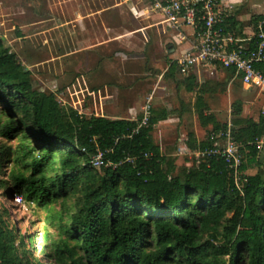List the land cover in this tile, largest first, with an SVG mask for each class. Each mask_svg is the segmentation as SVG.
<instances>
[{
	"label": "trees",
	"instance_id": "obj_1",
	"mask_svg": "<svg viewBox=\"0 0 264 264\" xmlns=\"http://www.w3.org/2000/svg\"><path fill=\"white\" fill-rule=\"evenodd\" d=\"M225 24L241 35L229 16ZM255 66L264 72V62ZM29 75L0 38V136L17 138L13 146H0V168L10 165L7 178H0L3 196L19 195L28 207L44 210L58 199L64 205L68 196L75 205L59 211L55 232L41 233L46 264H264V153L254 143L264 119L234 117L230 124L232 137L243 143L240 169L257 165L242 176L240 193L218 156L182 172L162 168L166 157L151 132L166 117L164 107L151 106L146 124L132 133L136 120L64 114L51 94L33 88ZM180 81L187 90L196 85L192 75ZM240 110L235 104L232 114ZM198 118L213 131L226 128L202 110ZM210 136L201 148L216 133ZM95 144L112 161L123 154L137 158L96 169L89 162ZM145 151L152 152L150 158ZM8 215L0 207V264H42L27 258Z\"/></svg>",
	"mask_w": 264,
	"mask_h": 264
},
{
	"label": "crops",
	"instance_id": "obj_2",
	"mask_svg": "<svg viewBox=\"0 0 264 264\" xmlns=\"http://www.w3.org/2000/svg\"><path fill=\"white\" fill-rule=\"evenodd\" d=\"M220 4L226 8L227 16L236 23L235 32L241 34L240 37L251 36L256 19L264 17V0H220ZM0 11L6 14L8 21L19 15L23 19L19 27L48 24L49 33L54 37L52 41L60 45L67 44V50L52 54L51 59L68 60L66 65H69V71L81 74L84 97L86 95L94 102V107L100 109L96 111V116L103 115V108L108 107L111 110H105L107 117L139 119L144 104L143 95H151L150 105L153 103L155 107L161 106L167 111L166 117L158 120L151 132L153 142L166 156L179 155L181 146L193 152L202 149L200 142L208 135L214 137L215 133L213 142L208 145L218 143L220 138L217 134L221 129L213 131L210 122L202 124L198 118L199 110L211 114L220 125L226 123V127H230L232 121L221 122L213 110L208 109L203 98L208 92H226L229 102L237 88L242 100L236 104L240 105L241 110L238 115L232 114L234 99L228 105L230 116L237 117L243 111L244 119H264L263 96L256 89L243 84L231 68L215 66L213 74H209L208 68L200 66L186 74L179 72L175 59L190 46L192 29L182 27L175 30L169 27L162 15L150 8L148 0H0ZM47 30L40 29V32ZM178 31L186 35L184 41L177 40ZM171 61H174L172 66L169 65ZM60 69L63 72L62 66ZM177 70L180 77L175 76ZM186 75L194 77L196 85L193 89L187 90L180 81ZM124 77L129 78L130 82L123 83ZM166 78L172 79L177 87L183 86L187 91H194L196 118L208 128L205 136H200L195 130L177 132L176 123L181 117L186 122V117H183L181 108L175 116L169 115L170 110L163 99L166 82H161V79L166 81ZM201 88L204 92H199ZM254 91L256 93L247 94ZM163 120L166 122V143L153 139L158 123ZM258 140L259 155L262 156L264 130ZM171 161L166 168L169 167L175 173V165ZM185 165L188 168L192 163L185 161Z\"/></svg>",
	"mask_w": 264,
	"mask_h": 264
},
{
	"label": "rangeland",
	"instance_id": "obj_3",
	"mask_svg": "<svg viewBox=\"0 0 264 264\" xmlns=\"http://www.w3.org/2000/svg\"><path fill=\"white\" fill-rule=\"evenodd\" d=\"M5 16L6 14H3V12L0 11V38L3 39L10 52L16 55V58L21 65L29 70V76L33 88L47 95L51 94L64 114L77 113L91 116L95 115L96 111H100L99 108L94 107L95 105L93 101H90L86 95L84 97L82 91V76L81 74H73L69 71V65H66V61L68 60L53 61V59H51L52 54L67 50V44L63 43V45H60L56 41H52L54 37L49 33V25L46 24L41 27L26 25L19 27V23L23 21L19 15H15L9 21ZM2 18L5 19L3 20ZM40 29L48 30L40 32ZM38 62L39 64H36ZM61 66L64 68L63 72L60 69ZM178 73L177 70L175 76L180 77ZM122 81L123 83H127L130 82V79L124 77ZM162 81L163 84L166 82V84H164V86L166 85V94L163 99L166 100V106H168L170 110L169 115L175 116L179 113V108H181L183 117H186V122L183 121L182 117L177 123L173 121L174 125L175 123L177 125V132L187 133L190 130L192 132L195 130L200 136H205L208 132V128L202 126L196 118L197 106L195 104L194 91H187L183 86H175L174 81L169 78H166V81L161 79V82ZM235 89L236 90L229 102L228 93L226 92H208L203 96L206 105H208V109L213 110L214 114L221 122H231L234 120V117L230 116V107L228 105L234 99L235 104L237 101L242 100L240 99L241 96L239 95L237 88ZM254 93H256V91L247 94ZM145 96L146 93L143 95L144 102L146 101ZM163 99H161V101ZM153 106L156 105H153L152 103V107ZM106 109L109 112L111 110L108 107ZM106 109L105 107L103 108L102 113L104 116L107 114L105 111ZM1 112L2 108L0 106V113ZM242 114H244L243 111L239 116L235 117V119L243 121L244 115ZM17 130L29 131L28 128H19ZM153 139H158L162 143H166V122L164 120L163 122L160 121L158 123L153 134ZM16 142V137L6 139L5 137L0 136V146L3 143L5 145L13 146ZM218 143L224 144V140L220 139L218 140ZM164 155L167 160L165 159L161 165L163 169L166 168L170 160H172L171 162L175 165L174 171L176 172H182L187 168L185 161H190L192 164L198 163L195 155L192 154H179L175 156ZM9 169V163L3 162L0 168V178L6 179ZM256 169L257 165L250 163L247 164L244 173L247 174L249 172H254ZM3 192L4 187L0 186V207L5 208L9 213L7 216V222L10 225L15 222L18 232L28 249L26 255L27 258L30 260L35 259L42 264L48 263L49 261L47 260L46 252L43 251V247L40 244L41 233L45 228L55 232L56 224H58V214L59 211L62 210V207H66L68 212L74 210L75 205L72 204L73 197L68 196L64 205H62L58 199L53 208L44 210L28 207L26 204L15 206V204H13V196L5 198Z\"/></svg>",
	"mask_w": 264,
	"mask_h": 264
},
{
	"label": "built area",
	"instance_id": "obj_4",
	"mask_svg": "<svg viewBox=\"0 0 264 264\" xmlns=\"http://www.w3.org/2000/svg\"><path fill=\"white\" fill-rule=\"evenodd\" d=\"M148 1L150 8L160 13L169 27L175 30L182 27L192 29L193 40L190 46L175 59L181 74H186L197 66L208 68L209 74H213L215 66L232 67L243 84L256 89L264 98V72L255 66L264 62V17L256 19L252 35L244 38L227 28L225 24L227 10L220 4V0ZM177 36L178 41H184L186 38V35L179 31ZM150 99L151 95H147L142 106V115L136 119L132 133L146 124L151 108ZM217 136L224 140V144L214 143L194 152L181 146L179 153L195 155L197 162L205 157H220L225 163L227 177L242 193V176L246 174L245 170L240 169L244 161L241 152L243 143L232 137L229 126L219 130ZM254 143L260 147V140L256 139ZM105 151L95 144L94 152L89 159L90 165L99 169L103 164L116 166L124 162L132 163L137 158L136 154H123L119 160L112 161L105 157ZM142 155L150 158L152 152L145 151ZM13 204L15 206L24 204L22 197L13 196Z\"/></svg>",
	"mask_w": 264,
	"mask_h": 264
}]
</instances>
